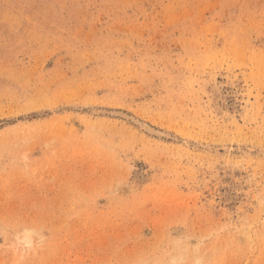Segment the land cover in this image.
I'll return each instance as SVG.
<instances>
[{
	"label": "rangeland",
	"instance_id": "rangeland-1",
	"mask_svg": "<svg viewBox=\"0 0 264 264\" xmlns=\"http://www.w3.org/2000/svg\"><path fill=\"white\" fill-rule=\"evenodd\" d=\"M188 237L264 264V0H0V264Z\"/></svg>",
	"mask_w": 264,
	"mask_h": 264
},
{
	"label": "clouds",
	"instance_id": "clouds-1",
	"mask_svg": "<svg viewBox=\"0 0 264 264\" xmlns=\"http://www.w3.org/2000/svg\"><path fill=\"white\" fill-rule=\"evenodd\" d=\"M119 184L115 186L113 191H118ZM191 237L186 238L182 242H178V247L181 250V254L178 256H174L170 261L169 264H186L185 262V255L184 253L191 252L196 258L193 262V264H203V260L200 258V242H197L196 244H190Z\"/></svg>",
	"mask_w": 264,
	"mask_h": 264
},
{
	"label": "bare ground",
	"instance_id": "bare-ground-1",
	"mask_svg": "<svg viewBox=\"0 0 264 264\" xmlns=\"http://www.w3.org/2000/svg\"><path fill=\"white\" fill-rule=\"evenodd\" d=\"M145 128H146V126H145ZM147 129H148V126H147ZM34 232V230L32 229V228H26L25 230H24V232H23V235L21 236H18V241L20 242V243H23V244H25V246H27L28 248L29 247H31L32 246V244H33V236H32V233ZM177 247V246H176ZM178 248V253L176 254V252H175V254L176 255H174V256H178V254L180 253V248L179 247H177ZM174 252V251H173ZM172 252V253H173ZM171 254V253H170ZM169 256V255H168ZM173 256V257H174ZM170 257V256H169ZM172 257V258H173ZM170 260V259H169ZM167 261V260H166Z\"/></svg>",
	"mask_w": 264,
	"mask_h": 264
}]
</instances>
